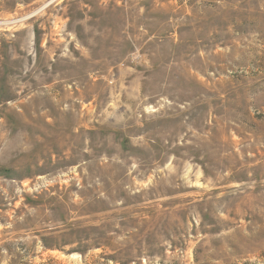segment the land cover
I'll list each match as a JSON object with an SVG mask.
<instances>
[{
  "label": "rangeland",
  "instance_id": "374dc122",
  "mask_svg": "<svg viewBox=\"0 0 264 264\" xmlns=\"http://www.w3.org/2000/svg\"><path fill=\"white\" fill-rule=\"evenodd\" d=\"M0 264H264V0H0Z\"/></svg>",
  "mask_w": 264,
  "mask_h": 264
}]
</instances>
